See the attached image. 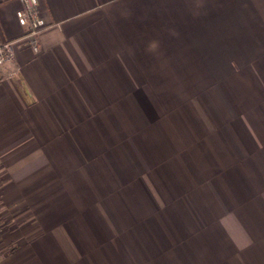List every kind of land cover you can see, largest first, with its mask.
Returning <instances> with one entry per match:
<instances>
[{"label":"crops","instance_id":"crops-1","mask_svg":"<svg viewBox=\"0 0 264 264\" xmlns=\"http://www.w3.org/2000/svg\"><path fill=\"white\" fill-rule=\"evenodd\" d=\"M19 9L0 264H264V0H38L37 53Z\"/></svg>","mask_w":264,"mask_h":264},{"label":"built area","instance_id":"built-area-1","mask_svg":"<svg viewBox=\"0 0 264 264\" xmlns=\"http://www.w3.org/2000/svg\"><path fill=\"white\" fill-rule=\"evenodd\" d=\"M21 9L16 12L19 26L23 29L22 39L34 53L40 49L39 34L45 28V22L39 15L38 0H20ZM15 58L13 41L0 42V77L3 68Z\"/></svg>","mask_w":264,"mask_h":264},{"label":"clouds","instance_id":"clouds-1","mask_svg":"<svg viewBox=\"0 0 264 264\" xmlns=\"http://www.w3.org/2000/svg\"><path fill=\"white\" fill-rule=\"evenodd\" d=\"M159 47V43L157 41H152L150 42L149 46H148V50L150 52H155Z\"/></svg>","mask_w":264,"mask_h":264},{"label":"trees","instance_id":"trees-1","mask_svg":"<svg viewBox=\"0 0 264 264\" xmlns=\"http://www.w3.org/2000/svg\"><path fill=\"white\" fill-rule=\"evenodd\" d=\"M0 79H1V77H0Z\"/></svg>","mask_w":264,"mask_h":264}]
</instances>
